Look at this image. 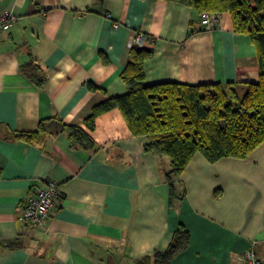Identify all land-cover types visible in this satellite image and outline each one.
Masks as SVG:
<instances>
[{"label": "crops", "instance_id": "0c3cea01", "mask_svg": "<svg viewBox=\"0 0 264 264\" xmlns=\"http://www.w3.org/2000/svg\"><path fill=\"white\" fill-rule=\"evenodd\" d=\"M0 13L17 18L0 33V264H131L164 251L179 224L189 245L171 264H240L251 245L264 262V143L244 159L195 154L170 211L169 159L145 152L148 141L130 134L118 110L86 130L91 150L72 147L61 129L128 93L121 73L139 35L151 38L146 85L257 83L256 47L227 14L202 30L194 9L168 0H0ZM30 62L45 75L41 87L20 72ZM42 120L40 143L8 139ZM47 181L58 194L46 223L31 229L22 205ZM16 239L22 247L6 249Z\"/></svg>", "mask_w": 264, "mask_h": 264}, {"label": "trees", "instance_id": "16d2710c", "mask_svg": "<svg viewBox=\"0 0 264 264\" xmlns=\"http://www.w3.org/2000/svg\"><path fill=\"white\" fill-rule=\"evenodd\" d=\"M168 1L190 7L198 14H227L233 31L248 36L256 47L258 82L146 85L143 64L152 55V48L146 45L151 38L141 35L144 44L134 42L131 45L121 73L128 93L108 98L94 106L80 124L62 125L61 129L72 147L91 150L95 145L87 131L94 130L98 116L118 110L130 134L148 141L145 152L169 159V169L163 179L168 186V208L173 211L176 203L184 197L179 175L195 154L202 155L210 163L224 158L244 159L264 143V0ZM20 72L38 87L45 82V75L35 63L20 66ZM87 86L91 91L99 90L92 83ZM48 120H42L35 132L8 130V139L28 145L38 144L46 133ZM189 238L188 230L179 224L164 251H154L130 262L171 264L188 248ZM5 247L16 250L22 245L16 239ZM120 261L119 258L114 264Z\"/></svg>", "mask_w": 264, "mask_h": 264}, {"label": "built area", "instance_id": "2783aa9c", "mask_svg": "<svg viewBox=\"0 0 264 264\" xmlns=\"http://www.w3.org/2000/svg\"><path fill=\"white\" fill-rule=\"evenodd\" d=\"M110 19L111 15L108 14ZM200 29L211 30L218 20V16L202 12L199 14ZM17 18L10 13H0V33L7 32L11 26L16 23ZM113 27L117 28L118 24L113 23ZM135 42L139 45L144 44V38L137 36ZM57 188L53 182H43L38 186L31 195H29L22 205V218L31 229L42 227L49 218L53 206L54 199L57 196ZM240 264H264L254 251L253 245L246 249L241 257Z\"/></svg>", "mask_w": 264, "mask_h": 264}]
</instances>
